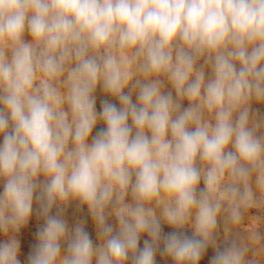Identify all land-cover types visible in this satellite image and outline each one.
<instances>
[{"label": "clouds", "instance_id": "1", "mask_svg": "<svg viewBox=\"0 0 264 264\" xmlns=\"http://www.w3.org/2000/svg\"><path fill=\"white\" fill-rule=\"evenodd\" d=\"M254 104L264 0H0V264H264Z\"/></svg>", "mask_w": 264, "mask_h": 264}, {"label": "rangeland", "instance_id": "2", "mask_svg": "<svg viewBox=\"0 0 264 264\" xmlns=\"http://www.w3.org/2000/svg\"><path fill=\"white\" fill-rule=\"evenodd\" d=\"M97 109L99 110L100 107V100L101 99H109L112 100L111 97H106L102 91L98 89L97 91ZM135 99V97H133ZM112 102L117 103L118 101L113 100ZM185 106L186 102H185ZM254 108H258L261 112H264V105H257L254 104ZM103 127L102 124L97 126ZM95 134V130L94 133ZM202 186V185H201ZM0 191H2V185H0ZM256 210H250L249 214L246 216L244 221L239 226H229L230 232H239V234L243 237H247L248 232L252 225L255 223L252 219V215L255 214ZM65 218L69 221L70 225H74L77 220H85V229L89 232L91 238L94 242L98 243L96 238V231H95V225L92 222L91 216L87 212L86 206L82 209H77L76 204L73 203L66 211ZM110 223H114V220H110ZM264 223V222H262ZM42 224V220L38 219L33 214V217L31 218L29 224L21 229V232L18 234V239L21 241V255L19 259L21 260V264H27V256L32 248V246L36 243L35 239V232L37 231L38 227ZM164 231L168 232L171 231V229L168 226H164ZM261 231L264 232V226L261 227ZM146 237L141 238V246L143 245V239ZM4 237L0 235V242H2ZM213 255V249L209 248L205 257L201 260L200 264H208L209 258ZM251 256V252L249 253ZM257 259L264 261V252H261L260 256L257 257ZM165 264H171V261L167 259V262Z\"/></svg>", "mask_w": 264, "mask_h": 264}, {"label": "trees", "instance_id": "3", "mask_svg": "<svg viewBox=\"0 0 264 264\" xmlns=\"http://www.w3.org/2000/svg\"><path fill=\"white\" fill-rule=\"evenodd\" d=\"M156 260H157V264H165L167 262V259L162 258L159 254H157Z\"/></svg>", "mask_w": 264, "mask_h": 264}]
</instances>
